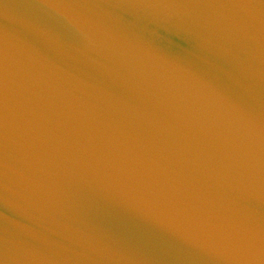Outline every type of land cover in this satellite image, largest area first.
Masks as SVG:
<instances>
[{"label":"water","instance_id":"95a60500","mask_svg":"<svg viewBox=\"0 0 264 264\" xmlns=\"http://www.w3.org/2000/svg\"><path fill=\"white\" fill-rule=\"evenodd\" d=\"M0 46V264H264V0H0Z\"/></svg>","mask_w":264,"mask_h":264},{"label":"snow or ice","instance_id":"6c2138e0","mask_svg":"<svg viewBox=\"0 0 264 264\" xmlns=\"http://www.w3.org/2000/svg\"><path fill=\"white\" fill-rule=\"evenodd\" d=\"M67 14V13H65ZM8 50L6 47L0 46V94L3 92L4 80L6 74V59Z\"/></svg>","mask_w":264,"mask_h":264}]
</instances>
